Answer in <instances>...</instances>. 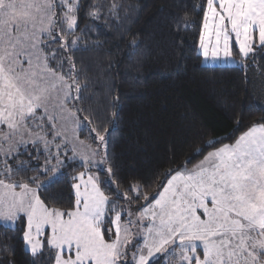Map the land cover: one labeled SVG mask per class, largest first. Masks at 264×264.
Instances as JSON below:
<instances>
[{
  "label": "snow or ice",
  "instance_id": "1",
  "mask_svg": "<svg viewBox=\"0 0 264 264\" xmlns=\"http://www.w3.org/2000/svg\"><path fill=\"white\" fill-rule=\"evenodd\" d=\"M101 7L91 0H0L3 226L18 230L31 264H159L176 249L178 259L169 258L167 264H264V122L208 152L191 169L164 173L162 191L151 198L138 183L128 184L132 196L116 183L118 166L108 164L112 134L103 123L94 128L83 116L93 111L81 103L89 78L72 54L89 47L80 44L89 32L88 26L80 28L81 18L99 21ZM120 7L114 2L108 13L117 18ZM198 11V51L205 62L242 63L256 55L254 46L264 49V0H203ZM77 30L82 34L77 36ZM118 116L112 114L114 124ZM85 125L95 148L78 139ZM23 155L29 160L19 161ZM9 159L15 171L38 175L27 182L12 179ZM77 159L85 170L72 177L73 209L46 204L39 190L57 182L64 165ZM41 175L47 179L41 181ZM102 184L127 207L106 195ZM140 199L145 203L136 205L134 214L130 208ZM12 252L13 246H0V264H15L8 255Z\"/></svg>",
  "mask_w": 264,
  "mask_h": 264
},
{
  "label": "trees",
  "instance_id": "2",
  "mask_svg": "<svg viewBox=\"0 0 264 264\" xmlns=\"http://www.w3.org/2000/svg\"><path fill=\"white\" fill-rule=\"evenodd\" d=\"M114 2L121 5L117 18L108 13ZM202 2L91 0L102 6L101 19L80 20L81 29L89 28L80 44L89 47L85 50L81 46L72 54L77 67L82 62L89 78L86 99L81 103L93 110L83 116L89 118L92 127L103 123L111 132L108 164L114 169L118 166L115 181L128 196H132L127 191L131 182L140 184L151 198L162 190L164 173L193 167L208 152L233 143L252 124L264 122V104L259 99L260 94L264 98V49L254 46L256 55L242 63L225 66L205 62L198 51V8ZM81 34L77 30L76 35ZM133 40L138 47H130ZM235 48L233 45V55L240 61ZM116 112L119 116L114 124L111 117ZM79 134L88 143H96L87 126ZM210 140L219 142L207 147ZM198 149L202 151L197 154ZM28 160L27 155L19 157V161ZM8 163L14 169L12 179L27 182L28 177L38 175L30 170L15 171L16 164L11 159ZM82 168L76 160L65 164L57 182L39 190L41 199L55 208H73L72 177ZM98 174L104 179L103 171L98 170ZM46 179L40 176L41 181ZM101 188L127 207L126 200L119 198L113 188L104 184ZM143 203V199L134 200L130 209L139 210L136 205ZM4 245L14 247L8 255L15 264H31L18 230L0 223V246ZM3 255L0 253V258ZM169 258L178 259L176 253L170 254L159 264H167Z\"/></svg>",
  "mask_w": 264,
  "mask_h": 264
},
{
  "label": "rangeland",
  "instance_id": "3",
  "mask_svg": "<svg viewBox=\"0 0 264 264\" xmlns=\"http://www.w3.org/2000/svg\"><path fill=\"white\" fill-rule=\"evenodd\" d=\"M255 50H257V48H256ZM85 126H86V125H85ZM77 135H78V139H79L80 141H83L85 145H88V146H90V147H92V148H95V147L97 146V142H96L95 144H90V143H88L85 139H83V138L80 136L79 131H78ZM212 151H213V150H212ZM68 156L71 157V156H72V153L69 152V153H68ZM203 159H204V158H203ZM203 159H202V160H203ZM202 160H200V161H202ZM71 161H73V160H70L69 162H71ZM76 161L80 164V161H79L78 159H77ZM200 161H199V162H200ZM199 162H198V163H199ZM198 163H196V164H198ZM66 164H67V163H66ZM196 164H195V165H196ZM80 165H81V164H80ZM191 168H192V167H190L189 169H191ZM84 170H85V168L83 167L80 171H84ZM80 171H79V172H80ZM97 171H98V170H97ZM77 173H78V172H77ZM77 173H76V174H77ZM76 174H75V175H76ZM173 175H174V174H173ZM74 183H75V181H74ZM32 187H35V186H32ZM17 191H19V189H18ZM160 191H162V190H160ZM58 209H59V208H58ZM71 209H73V208H71ZM71 209H69V210H71ZM60 210H62V211H67V210H63V209H60ZM130 211H131L132 213H134V214H137V213L139 212V210H131V209H130ZM122 219L126 220L127 217H126V216H123ZM0 223L3 224V221H0ZM49 233H50V229H46V230H45V235H48ZM178 251H179V250L176 249V254H178ZM177 257H178V256H177Z\"/></svg>",
  "mask_w": 264,
  "mask_h": 264
},
{
  "label": "crops",
  "instance_id": "4",
  "mask_svg": "<svg viewBox=\"0 0 264 264\" xmlns=\"http://www.w3.org/2000/svg\"><path fill=\"white\" fill-rule=\"evenodd\" d=\"M260 102L264 104V98H263V94H260L259 96ZM18 190V189H17ZM26 247V246H25ZM27 249V248H26Z\"/></svg>",
  "mask_w": 264,
  "mask_h": 264
}]
</instances>
